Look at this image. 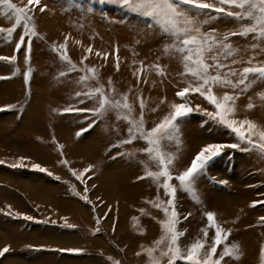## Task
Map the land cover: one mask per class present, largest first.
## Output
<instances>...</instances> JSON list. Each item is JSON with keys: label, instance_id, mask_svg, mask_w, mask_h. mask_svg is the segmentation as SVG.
Listing matches in <instances>:
<instances>
[{"label": "rangeland", "instance_id": "obj_1", "mask_svg": "<svg viewBox=\"0 0 264 264\" xmlns=\"http://www.w3.org/2000/svg\"><path fill=\"white\" fill-rule=\"evenodd\" d=\"M9 2L23 8L28 0ZM29 7L34 9L30 15L37 35L27 37L19 51L15 44L23 34L22 24L12 41L0 40V56L16 57L14 61L0 60V77H4L0 79V250L9 248L0 256V264L72 260L149 264L146 249L154 248L164 235L161 225L167 218L162 208L150 202L163 201L167 206L168 197L152 178L140 179L146 176V167L159 171L143 151L149 147L147 142L120 143L128 138L130 125L117 119V114L127 110L112 109L102 117L77 111L97 108L100 97L87 100L76 93L101 86L111 101L123 103L126 95L134 119L140 117L143 100L145 131L169 117L174 104L192 110L177 121L178 131L160 140L159 148L174 157L169 166L173 176L186 170L209 144L239 145L224 147L196 177L198 200L180 190L178 182H170L177 186L176 208L181 217L177 228L185 233L180 241L185 248L203 239L202 230L208 231L210 245L215 227H208L205 213L212 212L216 223L230 233L217 248V256L225 244H236L240 258L226 257L227 264H261L264 203L252 205L264 201V156L219 124L218 118L212 119L208 113H215V106L199 93L189 92L183 98L176 95L198 82L190 75H181L184 67L179 54L165 55L164 46L172 40L156 19L116 0H40L39 6ZM0 10V28L7 29L15 18L6 5H0ZM238 27L222 16L202 25L201 31L224 33ZM231 42L240 51L223 62L237 70L248 66L231 61L242 58L246 62L254 55L248 47L250 38L232 37ZM62 44H66L76 71L69 73L60 58ZM97 52L108 56L105 59ZM85 56L88 58L81 63ZM256 60H264V55ZM155 65L163 69V75ZM29 68L32 71L26 80ZM89 68L95 69L98 78L81 83V76H92ZM213 92L218 98L225 92L237 97L235 112L228 119L248 120L256 125L253 132L264 131V100L258 96L264 93V81H256L244 93L239 88L220 87H214ZM249 103L254 105L251 109ZM251 138L260 142L258 135ZM87 168L91 170L77 179ZM166 248L167 241L160 245V249ZM159 251L153 255L158 257ZM161 264H167V257Z\"/></svg>", "mask_w": 264, "mask_h": 264}, {"label": "snow or ice", "instance_id": "obj_2", "mask_svg": "<svg viewBox=\"0 0 264 264\" xmlns=\"http://www.w3.org/2000/svg\"><path fill=\"white\" fill-rule=\"evenodd\" d=\"M116 3L141 15L155 18L157 23L161 25V31L171 38L172 42L164 46L165 55L179 54L184 67L181 75H190L198 82L196 86L189 85L183 88L176 95L183 98L189 92L199 93L210 104L215 106L216 112L208 113L212 119L218 118L219 124L230 129L241 142L251 145L264 156V131L253 132L252 130L256 128V125L251 121L242 120L237 122L234 119H228V116L233 115L235 112L234 101L237 97L225 92L222 97L218 98L213 92L214 87H220L239 88L240 92L244 93L256 81H264V60H256L257 56L264 55V0H116ZM0 5H6L7 9L11 10L12 17L15 18V23L11 27L7 29L0 28V40L12 41L17 27L22 24L23 34L15 44L17 51L22 50L27 42V37H35L37 35L35 25L31 23L34 17L30 15L34 9L29 6H39L40 0H28L27 5L23 8L17 7L15 4L10 3L9 0H0ZM233 9L237 10L233 11ZM38 10L44 12L45 8L38 7ZM0 14H3L2 10H0ZM222 16H227L236 22L239 25L238 29L224 33H219L216 29H211L208 32L201 31L202 25L221 19ZM232 37H239L245 41L250 38L252 42L249 43L248 47L254 50V55L249 56L246 62L242 58L239 61L232 59L231 64L244 62L248 65L239 70L223 62L240 51V49L233 46ZM59 47L64 49L60 54V58L68 65V72L76 71V65L72 63L67 55L66 44H62ZM87 51L91 53L92 47L89 46ZM96 54L97 56L103 55L105 59L108 56L107 53L101 54L97 52ZM87 58L85 56L81 63ZM15 59V56H0V60L14 61ZM28 59L29 57L26 56V62ZM154 67L157 68L158 74H164L163 69L159 65ZM116 68L119 71L118 56ZM16 71H19V69ZM31 71V68H29L28 72L25 73L26 80L29 78ZM88 71L92 73V76H81V83L86 82L90 78H98L94 68H89ZM66 74L64 72L61 73V75ZM233 77L236 78L235 81H233ZM0 79H4V77H0ZM109 83H111V80H109ZM76 95L78 97L83 95L87 100H92L99 95V106L97 108L77 110L91 111L95 117H102L105 112L112 109L119 110L123 108L127 110L124 114L119 113V111L117 114V119H123L130 125L127 129L128 138L120 143L131 144L136 139H144L149 147L143 149V151L148 154L149 160L155 162L159 168V171H152L146 167V176L140 177V179L152 178L154 182L165 190V195L168 197L167 206H164L163 201L150 202L153 207L162 208L167 218L161 225L164 235L155 242L154 248L146 249L149 256V264H161V259L164 257H167V264H177L178 261H183V264H222V262L227 264L226 257L238 260L241 253L239 246L236 244H225L223 250L217 256V248L224 244L230 233L216 223L215 214L212 212L205 213L208 227H215V235L211 244H208L209 233L207 230H202L203 239L198 238L186 248L181 244V237L185 233L177 228L181 217L176 208L175 194L178 186L180 190L191 193L193 198L198 200L194 188L196 177L206 169L213 158L221 154V150L224 147L237 148L239 145L209 144L201 149L186 170L178 176H173L169 166L173 164L174 157L171 154L164 153L159 148V144L161 139L170 138V132L178 131L177 121L187 116L192 111L190 108L184 104H174L172 106L173 111L169 117H166L151 130L145 131L143 115L145 105L142 99L140 100V117L139 119H134L131 115L132 105L128 103L126 95L123 97V103L111 101L104 94L102 86L93 88L88 92H78ZM258 96L261 100H264V93H258ZM84 102L85 100H81V103ZM253 106L252 103L247 105L249 109ZM237 123H239V126H236ZM245 125H247V129H245ZM77 135H80V133ZM253 135L259 136V143L253 141L251 138ZM90 170V168L85 169L83 173L77 176V179H81L84 173ZM40 171H44V169L41 168ZM162 177L164 179L160 183ZM88 179H91V177L89 176ZM171 181L178 182V185L173 186L170 183ZM85 191H87V188H85ZM84 198L86 199V197ZM256 203H264V201L254 202L252 206H255ZM169 209H171L170 213ZM29 219L31 218L29 217ZM183 219H187V217H183ZM260 219L264 222V217ZM165 241H167L166 250L160 249V245ZM158 249L160 251L157 257L153 253ZM8 251V247L0 250V256ZM260 257L261 264H264V246L261 247Z\"/></svg>", "mask_w": 264, "mask_h": 264}, {"label": "bare ground", "instance_id": "obj_3", "mask_svg": "<svg viewBox=\"0 0 264 264\" xmlns=\"http://www.w3.org/2000/svg\"><path fill=\"white\" fill-rule=\"evenodd\" d=\"M50 26H52V24H50ZM68 262H70V263H68ZM10 263L11 264H16V263H12V261ZM92 263L93 262L91 260H72V261H67V262L66 261H59L57 264H92ZM21 264H39V263L37 261H34V262L33 261H29L28 263H25V262L23 263L22 262ZM46 264H51V263H50V261H48V263H46Z\"/></svg>", "mask_w": 264, "mask_h": 264}]
</instances>
